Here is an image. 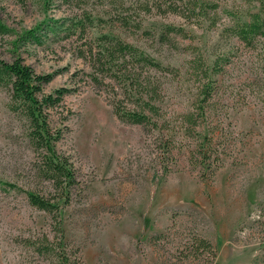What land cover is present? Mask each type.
<instances>
[{"label": "rangeland", "instance_id": "obj_1", "mask_svg": "<svg viewBox=\"0 0 264 264\" xmlns=\"http://www.w3.org/2000/svg\"><path fill=\"white\" fill-rule=\"evenodd\" d=\"M85 1L92 19L86 32L68 34L63 27L80 17L76 1L0 0V17L11 30L0 41V59L20 57L37 74H53L43 87L47 94L77 89L62 101L63 113L72 114L57 149L71 156L80 183L63 210L61 233L58 221L32 207L23 192L51 189L34 175L26 123L0 86V264H62L60 246L81 264H264V37L247 47L221 33L230 17L252 7L246 0H209L219 4L218 24L209 28L164 13L170 0H123L111 14L103 13L109 7L102 1ZM46 23L60 27L43 33L41 44L12 45L23 31ZM168 26L187 36L167 32ZM108 32L168 69L151 72L162 86L157 128L119 120L113 105L119 87L87 77L78 47ZM219 57L210 111L187 135L181 115L194 110L204 79L198 61L210 67ZM53 116L58 125L64 120ZM206 135L214 137L211 168L193 158ZM46 237L56 245L39 254ZM200 238L215 246V257L192 248Z\"/></svg>", "mask_w": 264, "mask_h": 264}, {"label": "trees", "instance_id": "obj_2", "mask_svg": "<svg viewBox=\"0 0 264 264\" xmlns=\"http://www.w3.org/2000/svg\"><path fill=\"white\" fill-rule=\"evenodd\" d=\"M49 0H45L48 2ZM65 3L75 2L79 18L71 20L67 27H63L68 34L86 32V20H92L85 0H61ZM103 13L111 14L115 6L123 7V0H100ZM252 7L247 13H236L230 17L228 24L223 25L221 33H229L231 38L236 39L247 47H253L258 37H264V0H246ZM111 8V9H110ZM219 4L209 0H170L167 11L174 13L193 25L201 21L206 22L209 28H216L218 21L215 17ZM146 10V9H145ZM89 14V15H88ZM229 14V13H228ZM231 14V13H230ZM233 14V13H232ZM89 17H85V16ZM118 21L123 26H128L129 19L118 14ZM88 19H85V18ZM44 26V25H43ZM37 26L23 31L12 43L15 48L26 44H41L42 34H56L60 27L56 24L46 23L45 26ZM167 32H175L185 35L181 28L168 26ZM11 33V30L0 17V41ZM78 56L88 65L90 72L87 77L97 85H109L116 90L114 97V113L119 120L135 125L150 126L157 128L162 115L159 103L162 102V86L152 71H164L161 63L152 55L141 50L137 46L125 41L119 35L110 32L97 35L91 41L85 42L78 47ZM202 64L201 72L204 79L200 80L196 90V100L193 103V111L181 115L183 129L188 135L197 131V120L205 118L210 107V102L216 95V76L221 72L223 62L220 57L212 65ZM53 74L40 75L33 68L21 60L20 57L12 61L0 59V86L9 90L12 109L26 123L27 138L36 153L33 163V172L41 183L49 184L48 195L41 194L33 189L24 190L29 204L39 211H44L58 221L57 230L63 233L61 228L62 214L65 207L71 204L74 194L80 192V183L70 155H66L57 149V143L64 138L69 131L66 122L72 111L64 112L62 101L68 94L76 92L74 88H60L52 93H45L44 85L51 82ZM210 111V110H209ZM54 112L64 116L60 125L54 121ZM66 114V115H63ZM68 114V115H67ZM213 136L199 137L197 143L196 164L203 168H211L213 161L212 144ZM168 148V147H167ZM18 189L16 185H10ZM44 247L38 249L39 254L53 250L54 241L45 238ZM64 246L57 247L60 250L56 256L62 264H81L80 257L71 261L67 256ZM192 248L195 251L206 250L216 256L215 246L207 239H196ZM44 249V250H42Z\"/></svg>", "mask_w": 264, "mask_h": 264}]
</instances>
